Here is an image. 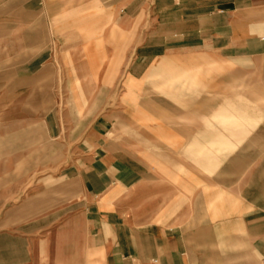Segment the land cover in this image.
<instances>
[{"label":"crops","instance_id":"1","mask_svg":"<svg viewBox=\"0 0 264 264\" xmlns=\"http://www.w3.org/2000/svg\"><path fill=\"white\" fill-rule=\"evenodd\" d=\"M130 9L103 31L100 101L87 81L84 99L31 115L22 98L0 114V202L13 204L0 264H237L242 245L253 255L263 231L244 219L264 198V0Z\"/></svg>","mask_w":264,"mask_h":264},{"label":"rangeland","instance_id":"2","mask_svg":"<svg viewBox=\"0 0 264 264\" xmlns=\"http://www.w3.org/2000/svg\"><path fill=\"white\" fill-rule=\"evenodd\" d=\"M134 1L0 0V114H4L12 100L22 98L31 105V115H34L32 111L37 103H44L48 111L60 100L84 99L85 92L80 89V83L87 81L93 86L92 97L100 101L102 84L107 81L102 73L107 62L103 31L106 34L109 29L110 14L114 18L127 17L132 13L130 8ZM97 29L102 30L99 42L97 35L91 33ZM39 68L46 70L43 75L36 74ZM122 76L116 74L111 80L116 84L111 98L118 95ZM18 86L19 90L12 91ZM5 158V154H0V166H4ZM0 177H5L4 170H0ZM4 191V185L0 186V193ZM250 199L255 206L244 220L263 233L253 236V255L245 254L244 245L239 247L238 252L242 254L237 264H264V198ZM216 200L207 203V211L216 213L220 210L221 199ZM12 205L7 201L0 202V216ZM237 208L241 211L240 203ZM224 239L221 253H228Z\"/></svg>","mask_w":264,"mask_h":264}]
</instances>
